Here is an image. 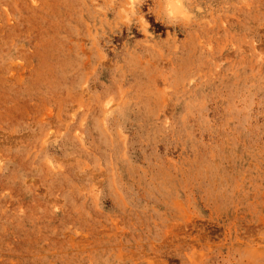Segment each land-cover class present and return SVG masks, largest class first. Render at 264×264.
Instances as JSON below:
<instances>
[{"label": "rangeland", "instance_id": "obj_1", "mask_svg": "<svg viewBox=\"0 0 264 264\" xmlns=\"http://www.w3.org/2000/svg\"><path fill=\"white\" fill-rule=\"evenodd\" d=\"M0 264H264V0H0Z\"/></svg>", "mask_w": 264, "mask_h": 264}]
</instances>
